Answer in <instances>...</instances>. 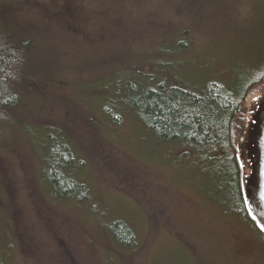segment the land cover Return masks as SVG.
I'll list each match as a JSON object with an SVG mask.
<instances>
[{
  "label": "rangeland",
  "instance_id": "rangeland-1",
  "mask_svg": "<svg viewBox=\"0 0 264 264\" xmlns=\"http://www.w3.org/2000/svg\"><path fill=\"white\" fill-rule=\"evenodd\" d=\"M24 8H7L8 21L20 25ZM46 12L63 25L47 37L35 35L27 56L45 67L37 72L47 70L44 82L27 76L30 82L15 89L23 97L12 118L0 125L5 262L264 264L262 235L233 210L235 203L215 201L207 191L213 161L201 162L195 152L176 158L182 146L154 137L118 98L102 109L124 82L143 80L128 68L144 58L163 63L158 79L167 73L182 87L223 88L236 100L243 97L232 128L242 189L249 190L246 132L264 107V81L250 86L264 76V0H50ZM116 28L123 38L113 37ZM182 34L188 35L185 48ZM162 48L168 53L160 54ZM98 72L110 76L96 80ZM55 122L71 132L68 149L83 163L67 175L81 196L64 198L48 187L44 159L68 141L61 134L56 142L51 135L57 132L44 129L57 128ZM90 128L96 140L87 138Z\"/></svg>",
  "mask_w": 264,
  "mask_h": 264
},
{
  "label": "trees",
  "instance_id": "trees-1",
  "mask_svg": "<svg viewBox=\"0 0 264 264\" xmlns=\"http://www.w3.org/2000/svg\"><path fill=\"white\" fill-rule=\"evenodd\" d=\"M49 3L50 0H0V125L12 118L16 102L20 100V97H23L15 89L23 88L24 86H20L30 82L26 79L27 76L30 74L35 75L36 79L31 80V82H44L47 70L40 69L37 72L39 66L30 63L27 56L31 50V42L36 39L35 35L37 37H47L63 25L60 18L47 14L46 9ZM22 7L26 8H24L18 20L20 25L17 23L15 25L11 24L8 21L6 9L17 11V8L21 11ZM29 7L36 9L27 12ZM93 26L95 30L97 25L94 24ZM114 33L116 34L113 37L120 36V38H123L121 30L119 31L116 28ZM160 39L163 41L162 37ZM179 40L181 46L185 48L188 35L182 34ZM168 51V48H162L158 52L166 54ZM141 54L142 51L139 55ZM162 67V62H153L145 58L130 65L129 71L141 75L143 80L141 82L132 80L124 82L122 84V92H124H121L120 95L113 94L114 96L107 102L108 107L112 108L115 98L126 105L128 104L133 114L154 137L179 143V146H182V150L177 149V158L185 153L186 159H188L190 152H195L201 162L213 161L212 177L214 181L207 186V191L210 189L214 192L215 201L224 198L235 203V206L232 205L234 206L233 210H236L237 213L243 215L249 221L251 216L242 193V171L238 162L239 148L234 142L232 128L233 120L238 115L243 103V97L236 100L223 88L208 87L204 92H199L196 88L182 87L176 78L167 73H162L160 79H158L155 73L161 71ZM39 68L45 69V67ZM97 76H94L97 77L96 80L101 79V81H104L109 78L110 73L98 72ZM164 76L167 77L164 78ZM262 81H264V77L255 85H260ZM52 85L53 83H50L47 86L50 88ZM105 107H107L106 104L102 105V109L105 110ZM87 118L88 124L93 123L91 118ZM61 124L55 122L54 125H57V128L43 125L44 129L48 131L57 132L51 135L56 142H58L57 140L61 134L67 136V138L71 134L67 128H64V124ZM6 127L9 129L8 126ZM76 131L77 127H75V136ZM86 133L88 139H97L92 128L87 129ZM69 140L68 138V141L63 140L62 143L58 144L52 141L50 145L55 143L56 145L52 146V152L49 151L44 159L48 167L47 172H49L47 175L48 187L52 189V193L59 194L64 198L81 196V191L78 190L74 180L72 181L67 176L76 174L74 169L81 168L83 164L80 160L75 161L74 155L69 151ZM245 147L249 153L248 147L246 145ZM82 149L81 147L77 152L82 154ZM85 155L87 159V154ZM90 162V167L93 168V160H90ZM72 164L77 166L73 167ZM208 193L210 192L208 191ZM246 194L248 193L246 192ZM208 195L210 196V194ZM43 198L49 209L53 211L50 201L45 196ZM249 222L264 239V231L257 226L255 221ZM117 225L115 223L111 226L114 232L117 230ZM120 231L124 238L127 236L128 241L132 240L127 230L120 229ZM4 239V232L0 228V264H7L4 257H2L4 255Z\"/></svg>",
  "mask_w": 264,
  "mask_h": 264
},
{
  "label": "water",
  "instance_id": "water-1",
  "mask_svg": "<svg viewBox=\"0 0 264 264\" xmlns=\"http://www.w3.org/2000/svg\"><path fill=\"white\" fill-rule=\"evenodd\" d=\"M259 116L253 131L250 156L253 172L249 198L255 219L259 224H264V111Z\"/></svg>",
  "mask_w": 264,
  "mask_h": 264
},
{
  "label": "snow or ice",
  "instance_id": "snow-or-ice-1",
  "mask_svg": "<svg viewBox=\"0 0 264 264\" xmlns=\"http://www.w3.org/2000/svg\"><path fill=\"white\" fill-rule=\"evenodd\" d=\"M253 219H255V217H253ZM259 227H261V230L264 231V224H260L258 225Z\"/></svg>",
  "mask_w": 264,
  "mask_h": 264
}]
</instances>
